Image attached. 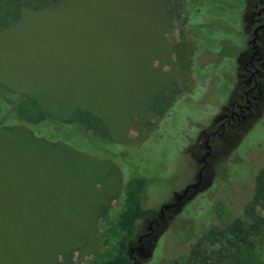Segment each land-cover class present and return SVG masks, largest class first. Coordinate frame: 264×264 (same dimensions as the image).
Here are the masks:
<instances>
[{"label":"rangeland","instance_id":"374dc122","mask_svg":"<svg viewBox=\"0 0 264 264\" xmlns=\"http://www.w3.org/2000/svg\"><path fill=\"white\" fill-rule=\"evenodd\" d=\"M260 2L67 0L0 32V83L51 115L32 125L0 109V264H91L135 177L156 217L138 224L134 264H187L235 219L261 225L254 249L230 238L212 264H264V207L246 214L264 183V95L240 123L220 120L245 104Z\"/></svg>","mask_w":264,"mask_h":264},{"label":"trees","instance_id":"16d2710c","mask_svg":"<svg viewBox=\"0 0 264 264\" xmlns=\"http://www.w3.org/2000/svg\"><path fill=\"white\" fill-rule=\"evenodd\" d=\"M66 1L0 0V32H5L19 23L26 12L54 10L62 6ZM2 92L8 93L7 105L3 103V98L0 96V109H4L5 121L11 117L13 112L17 115V118L32 125L51 119V115L41 107L35 98L20 95L21 97H18V101L16 100L15 92L13 93L12 90L6 89L0 83V93ZM76 120L80 121L84 127L94 130L96 128L100 129L102 124L101 120L95 118L91 113L82 111H79L76 115ZM59 123L60 129L64 122ZM88 129L85 131L88 132ZM146 188L147 180L142 177H135L127 182L121 209L115 214L105 229L102 246L94 251L91 264H134L135 259L131 254L130 246L136 236L138 224L145 220H153L156 217L155 211L147 210L144 207ZM263 194L264 183L261 182L259 193L246 209V214L251 215L258 206L264 207V204L260 201ZM260 233L261 225L251 224L246 219H235L232 222L224 223L222 226L212 227L199 238L197 243L192 245L186 263L212 264L215 260L214 254H219L218 258L222 256V251H214L212 247L222 245L230 238H234L245 245L246 251H251L255 245L253 238Z\"/></svg>","mask_w":264,"mask_h":264},{"label":"flooded vegetation","instance_id":"af4514ba","mask_svg":"<svg viewBox=\"0 0 264 264\" xmlns=\"http://www.w3.org/2000/svg\"><path fill=\"white\" fill-rule=\"evenodd\" d=\"M263 3L264 0H261L260 4L262 5ZM263 15L264 5H262L259 11L255 12L253 17V23L256 25V37L252 41L254 54L250 57V60L245 63V73L242 74V77L247 76L244 81L246 91L244 92V95H242V99L244 97L245 104L237 101L232 103L229 110L230 113L225 114L222 118H220V120H222L221 129H225L227 126H233L235 123H240L242 120L246 119V113L253 107L258 106L259 101L264 95V84L262 83L263 77L260 68L256 65V62H260L262 59V56L260 55V46L257 44V28L264 27V24L260 23V17Z\"/></svg>","mask_w":264,"mask_h":264}]
</instances>
